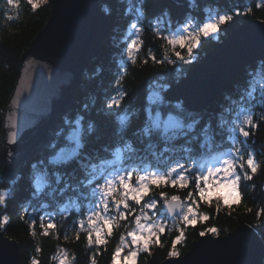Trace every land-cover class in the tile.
Wrapping results in <instances>:
<instances>
[{"label": "trees", "instance_id": "trees-1", "mask_svg": "<svg viewBox=\"0 0 264 264\" xmlns=\"http://www.w3.org/2000/svg\"><path fill=\"white\" fill-rule=\"evenodd\" d=\"M52 1L14 0L13 4H9L8 0H0V126L18 75L20 55L45 25ZM99 8L108 17L110 33L99 55L89 62L82 74L81 84L74 91L73 110L60 119V128L48 146L25 162L13 179L6 181L0 175V186L8 189L5 202L0 205V228L5 237L16 243L19 263L60 264V259H64L68 264H112L121 236L132 227L135 212L120 220L118 211L110 209L111 218H115L111 234H108V229L104 230L102 236L105 243L89 245L88 217L96 210L99 200L81 181L95 176L96 183H101L102 173L106 177L111 170L124 164H135L141 169L161 173L176 162L191 168V172L186 173L189 176L186 188L161 184L152 188L142 204L160 199L159 194L163 192L165 197L176 195L184 202L189 201L198 214L189 224L180 215L168 218L163 212L167 222L164 232H159L148 249L137 254L135 264H160L172 251L183 255L200 233H212L209 230L215 229L218 235H224L243 223L261 228L264 242V105L258 103L261 99L259 84L256 85L255 100L249 101L246 96L252 78H264V63L257 61L245 69L201 111H190L184 105V110L179 111L174 107L179 101H170L164 96L165 85L178 83L233 28L248 20H264V0H106L99 2ZM248 9L251 11L248 12ZM236 12L239 15H235ZM224 14H232L233 19L216 25L215 35L205 38L197 31L205 23H214L219 15ZM133 21H137L141 31L129 35L127 30ZM185 24L188 25L187 32L183 31ZM180 36L198 44L194 49L197 59L191 64L154 63L149 50L157 60H163L165 55L176 59L177 51L187 55L186 48L168 43L169 39L178 40ZM126 37L129 43L135 40L142 47L136 64L129 65L128 75L122 82L127 96L119 110L123 111L125 107L129 111L136 109L137 115L127 125L121 126L113 114L118 110L113 109L109 113L102 112L101 108L116 95L115 82L119 78L121 53L127 46ZM145 60L147 63H144ZM154 91L161 93L163 102L151 105L152 114L159 111L160 116L166 118L172 113L185 126L199 120L196 130L189 132L184 127L187 135L181 136L179 129L171 128L167 134H163L162 126L153 129V120L147 119L145 108L149 106L148 98ZM242 97L244 106L252 109V123L256 127L246 128L250 137L238 153L242 157L239 162L245 164L239 175L240 198L235 204L224 205L216 199H206L205 193L201 196L195 187V177L197 173L205 172V167L201 168V165H207L220 152L229 149L228 137L236 124ZM81 116L84 119L77 125L76 120ZM221 120L225 122L223 125ZM207 122L211 123L206 134L210 140L201 135V129ZM89 123L93 124L92 132L88 131ZM146 123L150 126L149 136L142 131ZM58 132L60 135H57ZM174 133L177 136L175 140L171 139ZM128 141H131L135 152L125 149ZM53 143L54 148L51 147ZM165 147L168 151H164ZM117 148L121 149L119 161L115 156ZM249 152H254L260 167L251 180H246L244 175L249 172L246 166ZM129 156L132 159H126ZM53 157L56 162L50 163ZM109 160L111 164L107 163ZM45 170L48 186L42 194L33 195L36 173ZM55 173L60 174V183L56 182ZM66 184L68 188L61 194L60 190ZM199 184L204 187L203 181ZM139 206L133 205L135 209ZM5 219L7 223H4ZM50 222L55 223L54 229L47 227ZM92 239L95 240V233Z\"/></svg>", "mask_w": 264, "mask_h": 264}, {"label": "water", "instance_id": "water-1", "mask_svg": "<svg viewBox=\"0 0 264 264\" xmlns=\"http://www.w3.org/2000/svg\"><path fill=\"white\" fill-rule=\"evenodd\" d=\"M104 1L53 0L45 25L20 55L0 126L3 179L14 178L23 163L44 150L59 129V119L74 108L82 74L110 33L108 17L99 8ZM258 60L264 63V20L252 19L233 28L164 95L182 101L190 111H201ZM11 132L16 136L9 144ZM165 211L173 217L181 207L169 209L166 203ZM260 234L245 223L224 235L205 233L183 255L168 256L160 264H263ZM0 264H20L16 243L1 229Z\"/></svg>", "mask_w": 264, "mask_h": 264}, {"label": "snow or ice", "instance_id": "snow-or-ice-1", "mask_svg": "<svg viewBox=\"0 0 264 264\" xmlns=\"http://www.w3.org/2000/svg\"><path fill=\"white\" fill-rule=\"evenodd\" d=\"M9 4H13L14 0H8ZM258 7L260 5H257ZM248 12L251 11V9L247 10ZM143 12L141 11L140 15L142 16ZM235 15H239V12H236ZM233 19L232 14H224L219 15L218 19L214 23H205L202 28H198L197 31L201 32L203 34V37L207 38L210 35H215L216 33V25L222 24L226 21H231ZM139 20V16L137 17V21ZM137 21H133L128 28V34L134 35L136 33H139L141 31V28L138 26ZM183 31H188V25L185 24L183 26ZM126 48L121 53V60L118 65L120 72H119V78L116 80L117 90L116 95H113L110 99L107 100L106 105L102 106L101 111L102 112H109L112 113V110H118L117 112L113 113L116 115V119L119 122L121 126L127 125V123L137 115L136 109H133L132 111H129L126 107L123 111H119L121 109V105L125 97L127 96V92L123 90L122 82L124 81L125 77L128 75V67L129 65H135L137 62V56L139 54V51L142 47V45L137 44L135 40L132 42H128L127 37L125 38ZM168 43L171 45H179L181 48H186L187 55H182L181 52L177 51L175 52L176 59H171L167 55L164 56L163 60H157L155 56L151 54V50H149V56L153 60L154 63L158 64H164L167 63L169 65H174L177 62L183 63V64H191L194 60L197 59V56L194 54V49L198 47V44L195 43L192 40H186L184 36H180L178 40L175 39H169ZM31 61L29 62V65H31ZM144 63H147V60L144 61ZM27 71V68H26ZM259 84L260 92L259 95L261 99L258 101L259 104L264 105V78L260 80H256L255 77L252 78V81L249 83V88L246 92V96L249 101L255 100L257 95V87L256 85ZM169 86L165 85L164 88L167 89ZM149 106L145 108V112L147 113V119L149 121L152 120V113L153 108L151 105L155 104L157 101L163 102V97L159 91H154L149 96ZM235 103V101H233ZM87 107V106H85ZM174 107L179 110L183 111V102L179 101L175 103ZM159 111L156 112V121H154L151 125L153 129H159ZM237 121L235 126L232 128L231 133L229 134L228 140H229V149L226 151H222L218 154L217 157H215L217 161L216 167L207 166L206 173H197L195 177V187L199 190L200 195H204V188L200 187L199 181H203L205 183H209V181L220 172H223L226 177H233L229 180L230 185L233 187L234 190H236V199L237 201L240 198L239 194V182L241 177L237 174V167L240 169H243L245 167L244 163H239V160L242 159V157L238 156V153L241 151V146L247 145V142L250 137V131L246 130V128H252L256 127L252 123L253 121V113L252 109L245 107L243 103V97L241 98L240 105L238 107V111L236 113ZM83 116L79 117L76 120V124L79 125L81 120H83ZM169 120H174L176 117L173 116L172 113L168 114ZM221 125H223L225 122L223 120L220 121ZM200 124L199 120H193L186 126L183 125V123L179 120L173 125H165L164 133L167 134L171 128L179 129L181 136H186L187 133L183 131L184 127H187L189 132H194L196 130V127ZM88 131H93V124H88ZM211 128V123L207 122L205 123L204 127L201 129V135H204L205 140H210L211 138L208 137L206 134L208 133L209 129ZM62 131V130H61ZM142 131L145 134V136L150 135V126L146 123L142 126ZM57 135H60V132L57 133ZM15 132H11L9 134V144H12L15 142ZM177 136L175 133L171 136V139L175 140ZM242 138V139H241ZM151 146V145H149ZM51 147H55V143L51 145ZM234 148V150H233ZM125 149L132 153L136 150L133 148L131 141H128L125 145ZM188 151H191L192 149H186ZM164 151H168V148L165 147ZM116 160L119 161L121 159V149H116ZM126 159H132L131 156L127 157ZM56 158L53 157L50 160V163H55ZM107 163L111 164L112 161H107ZM206 165H201V168H204ZM246 166L249 169V172H246L244 175V179L251 180L252 175L256 174L260 165L256 161V157L254 152H249ZM35 167V165L33 166ZM189 171L185 167L184 164L176 162L174 166L170 167L166 172H158L156 170H144L141 169L138 165H132L128 166L127 164L121 165L117 169L111 170L107 176L102 173L100 179H102L101 183H96L97 177L92 176L86 181H81L84 187L90 188L91 195L93 197H97L99 199V203L103 205V210L105 213L109 211L110 204L115 207V209L118 211V218L120 220L127 219L131 213L135 212V207L133 205H141L142 202L145 200V198L149 197V194L153 187H159L161 184L168 185L171 184L172 186H179V188L184 189L189 185V176L186 174ZM250 173V174H249ZM87 174V173H86ZM56 175V182L60 183V174L55 173ZM47 170L44 172H38L36 173L35 179L33 181L34 186V193L33 195H40L43 193L45 188L48 186L49 181L47 180ZM133 178L135 179V183H133ZM211 186V185H209ZM68 188V185L66 184L64 188H62L61 194ZM161 197L165 196V193H160ZM85 198L87 199V195H85ZM180 198L176 195H173L171 197V200H166L165 203H167L169 209L181 207L179 203ZM131 202V203H130ZM157 201L152 200L151 203L144 204L143 208L141 209V215L135 216V224L137 226V229L143 232H147L148 236L144 237L142 235H138L136 230L130 231L128 233V236L131 237L133 244H142L143 249H147L149 245V241L152 236L156 235V231L164 232V227L161 225L157 227L156 225H152L151 228L148 227V225H145L142 223V219H147V214L144 212V209H153L156 205ZM193 209L191 206L188 207V213H192ZM115 218H109L106 215H102L100 211H92L91 214L88 217V243L89 245L95 244V245H103L105 243V239L102 236V232L104 231L103 227H97L98 221H103V225L108 228V234H111L112 230V224L114 223ZM184 220L191 224V221L193 219L190 218L189 215L184 216ZM138 221V223H137ZM4 223H7V220L5 219ZM83 222H81L82 226ZM140 225H143V227H140ZM49 229H54L56 227L54 222H50L47 226ZM155 229V230H154ZM209 231L212 232V234H217L215 229H210ZM93 233H95V240L92 239ZM201 235H204V233H200ZM122 241L124 240V237L121 236L120 238ZM177 240L180 239L179 236L176 237ZM139 250V249H138ZM120 249H117V253H119ZM136 252H132L131 255L133 257L136 256ZM171 256L177 255L175 251H172L169 253ZM35 264V262H33ZM61 264H65V261L62 260ZM94 264V262H93Z\"/></svg>", "mask_w": 264, "mask_h": 264}, {"label": "rangeland", "instance_id": "rangeland-1", "mask_svg": "<svg viewBox=\"0 0 264 264\" xmlns=\"http://www.w3.org/2000/svg\"><path fill=\"white\" fill-rule=\"evenodd\" d=\"M175 1V0H174ZM245 70V69H244ZM243 73V72H242ZM241 75V74H240ZM219 95V94H218ZM217 95V96H218ZM216 96V98H217ZM215 98V99H216ZM214 99V100H215ZM73 110V109H72ZM65 116V115H64ZM63 116V117H64ZM62 117V118H63ZM157 117H156V114H152V120L153 122L156 121ZM177 122L176 119L174 120H169L168 119V116H166V118H163L161 116H159V124L160 127L162 126L163 129L165 128V125H173ZM161 127V128H162ZM59 128H60V119H59ZM54 139V138H53ZM43 151V150H42ZM34 158V157H33ZM240 163V162H239ZM23 165V164H22ZM207 166H212V167H216L218 166L217 165V161L216 159H212L211 161H209V163L205 166L204 170L205 172L202 171V173H206L207 171ZM243 169H240L239 167H237V174L240 175V172H242ZM190 173V172H189ZM188 173V174H189ZM233 177H226L225 174L223 172H220L219 174H216L210 181L209 183H205L203 182L204 184V190H205V194H206V199L210 200V199H216L218 201H220L222 204L224 205H232V204H235L237 203V199H236V190L233 189V187L230 185L229 183V180L232 179ZM133 183H135V179L133 178ZM211 185V186H209ZM173 195L169 196V197H161L160 194H159V197L160 199H156L157 203L155 205V207L153 209H144V212L147 214V219L144 220L142 219V223L145 224V225H148V224H152V225H156L157 227L159 226H163L165 227L166 226V219H164V216H163V212L165 213L164 211V207L166 205L165 201L166 200H170L171 197ZM98 197V196H97ZM209 197V198H208ZM99 200V199H98ZM152 200H155V199H152ZM152 200H149V201H146L144 202L142 205L139 206V208H137L135 210V215L133 217V222H132V227L131 229L127 232L126 235H123L124 237V240L122 241L120 239V243H119V246L117 249H120L119 253H117V249L115 251V257H114V260L112 262V264H135L136 262V257H137V254L142 251V250H145L143 249L142 247V244L138 245V244H133L132 243V240H131V237L128 236V233L130 231H133V230H136L137 231V234L138 235H142L144 237H147L148 236V233L147 232H143V231H140L139 229H137V226L135 224V216L136 215H141V209L143 208V205L144 204H148V203H151ZM181 206H182V209H181V212L180 214H178V216L180 215V218L182 220H184V216L187 214L190 216L191 219L194 218H197L198 214L196 212V210L193 208V206H191V204L189 203V201H183L181 200ZM99 202V201H98ZM191 206L192 209H193V212L192 213H188V207ZM95 211H100L102 213V215H106L108 216L109 218H111V216L113 215L110 211H108L107 213L104 212L103 210V205L100 203L97 204V207H95ZM110 209H113L115 211H117L115 209L114 206H112L110 204V207H109V210ZM166 215V214H165ZM185 221V220H184ZM251 226V225H250ZM97 227H103L104 230H107L108 228L105 227L103 225V221H98L97 222ZM255 230H261V234H260V238L262 239V236H263V230L261 228H254ZM155 230V229H154ZM159 231H156V235L155 236H152L150 241H149V245L154 242V239L157 238V235H158ZM104 234V231L102 232V235ZM214 235V234H213ZM218 235V234H217ZM217 235H214V236H217ZM201 236V235H200ZM263 241V239H262ZM264 243V242H263ZM148 245V247H149ZM139 249V250H138ZM148 249V248H147ZM132 252H136V256L133 257L131 255ZM171 256V255H170ZM177 256V255H176ZM168 257V256H167ZM64 260V259H60V264H61V261ZM65 261V264H68ZM264 263V261H263Z\"/></svg>", "mask_w": 264, "mask_h": 264}, {"label": "clouds", "instance_id": "clouds-1", "mask_svg": "<svg viewBox=\"0 0 264 264\" xmlns=\"http://www.w3.org/2000/svg\"><path fill=\"white\" fill-rule=\"evenodd\" d=\"M9 19H11V17H9ZM7 193H8V189L3 186H0V205L4 204ZM151 226L152 225H148L149 228H151ZM140 227H143V225H140Z\"/></svg>", "mask_w": 264, "mask_h": 264}, {"label": "bare ground", "instance_id": "bare-ground-1", "mask_svg": "<svg viewBox=\"0 0 264 264\" xmlns=\"http://www.w3.org/2000/svg\"><path fill=\"white\" fill-rule=\"evenodd\" d=\"M176 1V0H175ZM105 2V1H104ZM176 2H181V1H176ZM258 61H260V60H258ZM252 65V64H251ZM251 65L249 64V65H247L246 67H245V69H247V68H249V67H251ZM245 71V70H244ZM243 71V72H244ZM242 74V73H241ZM238 77H240V75L239 76H236V77H234L232 80H231V83L234 81V80H236V79H238ZM230 83V84H231ZM212 103V102H211ZM33 159V158H32ZM30 160H28V161H26V162H29ZM24 164V163H23ZM1 174V173H0ZM17 175V174H16ZM1 229V228H0ZM212 234V233H211Z\"/></svg>", "mask_w": 264, "mask_h": 264}]
</instances>
